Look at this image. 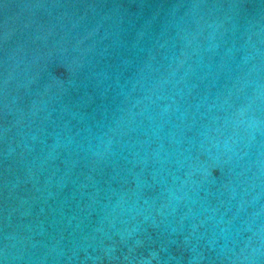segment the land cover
I'll return each instance as SVG.
<instances>
[{
  "label": "water",
  "instance_id": "water-1",
  "mask_svg": "<svg viewBox=\"0 0 264 264\" xmlns=\"http://www.w3.org/2000/svg\"><path fill=\"white\" fill-rule=\"evenodd\" d=\"M0 264H264V0H0Z\"/></svg>",
  "mask_w": 264,
  "mask_h": 264
}]
</instances>
